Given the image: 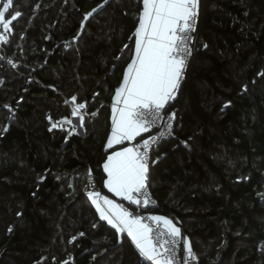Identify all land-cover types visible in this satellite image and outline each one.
I'll return each mask as SVG.
<instances>
[{"label": "trees", "instance_id": "obj_1", "mask_svg": "<svg viewBox=\"0 0 264 264\" xmlns=\"http://www.w3.org/2000/svg\"><path fill=\"white\" fill-rule=\"evenodd\" d=\"M200 3L169 107L175 138L149 169L153 213L181 229L199 264H264V0ZM142 9L143 0L9 7L6 19L20 15L0 47V264H151L83 192L87 175L101 183L110 105ZM74 103L86 105L82 135L63 122Z\"/></svg>", "mask_w": 264, "mask_h": 264}, {"label": "snow or ice", "instance_id": "obj_2", "mask_svg": "<svg viewBox=\"0 0 264 264\" xmlns=\"http://www.w3.org/2000/svg\"><path fill=\"white\" fill-rule=\"evenodd\" d=\"M13 3L14 0H7L0 10V27L5 31L20 15L16 12L6 19ZM198 4L199 0H143L134 33V54L115 92L112 129L106 143V150L111 151L103 162L104 187L130 206L147 208L154 203L149 192V169L156 163L151 160L153 145L171 134L175 113L169 114L166 109L170 107L169 102L176 99L193 52L191 42L192 33L196 31ZM4 39L0 36V41ZM76 99L74 96L73 102ZM82 110H86L84 103H74L71 111L81 125L84 123ZM165 118L168 123L163 129L155 135L144 136L158 128ZM63 122L72 123L68 118ZM57 126L58 123L52 124V128ZM137 137L141 139L138 141ZM126 142L132 146H127ZM88 197L100 219L117 233H126L139 254L151 264H176L178 238L183 239L188 255L192 256L190 244L171 220L162 216L148 217L157 229L163 225V231H155L153 235L154 228L143 222L144 218L136 214V209L130 211L98 191L89 192Z\"/></svg>", "mask_w": 264, "mask_h": 264}, {"label": "built area", "instance_id": "obj_3", "mask_svg": "<svg viewBox=\"0 0 264 264\" xmlns=\"http://www.w3.org/2000/svg\"><path fill=\"white\" fill-rule=\"evenodd\" d=\"M198 15H199V12H198ZM197 23H198V18H197ZM196 28H197V24H196ZM195 33H192V36H193V40L191 42V47L193 49V44H194V38H195ZM0 36H3L5 37V39L3 41H0V47L7 44L8 41H9V37L11 36V32L8 30V31H5L2 27H0ZM192 57V55H191ZM191 57L188 58V61H187V67H188V64L191 60ZM6 63L8 66H13V61L11 59H7L6 60ZM187 67H186V70H187ZM185 77V75H184ZM184 81V78L181 82V85ZM180 85V87H181ZM179 92V91H178ZM178 94V93H177ZM174 101H170L169 104L171 105ZM167 112L169 114L173 113L174 110H169V108L166 109ZM175 113V112H174ZM176 117V115H175ZM175 120L176 118H174L171 123H172V128H171V134L170 135H166L165 137L161 138L157 144L153 145V154L151 155V160L153 161V156L158 152V149L159 147L161 146L162 143L168 141V140H171V139H174L175 138ZM58 123V126L56 128H54L55 130H59L62 128V124L60 122H57ZM168 123V120L167 118H165V120L163 122L160 123L159 127L158 128H154L152 129L149 133H146L144 136L147 137V136H150V135H155L157 134L161 129L164 128L165 124ZM142 142V141H141ZM136 143V142H135ZM133 143V144H135ZM141 151H143V149H141ZM151 167V166H150ZM91 191H98V185H97V182H96V178L93 174H89L86 176L85 178V184H84V187H83V192L88 195L89 192ZM149 192H150V189H149ZM150 195H151V198L152 200L154 201V203L150 204L147 208H143V207H140V208H137V206L135 205H128V202L127 201H122L120 200L119 203H122L125 207H128L129 210L131 211L132 209H136V214L142 216L144 219H143V222L145 223H148L150 226H152L154 228V233L153 235H155V231H163V225L161 224L159 229H157L155 223L151 220L148 219V217L150 216H157L153 213V210L156 208V200L154 199V197L152 196L151 192H150ZM180 239V243L177 244L176 246V252H177V255H176V264H199V262L197 261L194 253L192 252V256L190 257L184 247V244H183V239L181 238H178Z\"/></svg>", "mask_w": 264, "mask_h": 264}, {"label": "crops", "instance_id": "obj_4", "mask_svg": "<svg viewBox=\"0 0 264 264\" xmlns=\"http://www.w3.org/2000/svg\"><path fill=\"white\" fill-rule=\"evenodd\" d=\"M114 100H115V93H114V95H113V98H112V101H111V105H110V107H111V115H110V130H109V134H108V136H107V139H106V141H105V147H104V149L106 150V143H107V140H108V138H109V136H110V133H111V129H112V116H113V111H112V108H113V104H114ZM118 107H119V105H117ZM76 120H77V123H78V128H76V130H77V132L78 133H81L82 132V134H83V130H82V128H81V124H80V121H79V118L78 117H76L75 118ZM72 121H74V117H73V119H72ZM81 134V135H82ZM145 135V134H144ZM141 138L140 137H137V140L139 141ZM136 141H133L132 143H135ZM126 145L127 146H132L131 144H127V142H126ZM117 147H122V146H117ZM109 151H111V150H106V153H107V155L109 154ZM107 155H106V157H105V160H106V158H107ZM158 158H156V156H154V161L155 160H157ZM104 160V161H105ZM103 161V162H104ZM103 162H102V164L100 165V167L98 168V171H99V173H100V176H101V183H100V185H98V192H100L101 193V195H106V196H108V198L109 199H113L115 202H117V203H119V201H120V198H118V197H115L112 193H109L108 191H107V189L104 187V180L106 179V174L103 172ZM93 174V173H92ZM92 203V202H91ZM93 205V204H92ZM94 206V205H93ZM94 208H95V206H94ZM96 209V208H95ZM98 213V212H97ZM98 215H99V213H98ZM106 222V221H105ZM119 235H126L127 236V234L126 233H118ZM128 239L131 241V238L130 237H128ZM131 243L133 244V242L131 241ZM134 245V244H133ZM135 246V245H134ZM136 248V247H135ZM143 258V257H142ZM144 259V258H143ZM145 260V259H144ZM146 261V260H145ZM148 262V261H147ZM149 263H151V262H149Z\"/></svg>", "mask_w": 264, "mask_h": 264}, {"label": "rangeland", "instance_id": "obj_5", "mask_svg": "<svg viewBox=\"0 0 264 264\" xmlns=\"http://www.w3.org/2000/svg\"><path fill=\"white\" fill-rule=\"evenodd\" d=\"M7 2V0H0V3H2V6H1V8H0V10H2L3 9V6H4V4ZM76 117H74V121H72V123H71V125L72 126H74V127H76V128H78V123H77V120L75 119ZM155 156H156V158H158L160 155L159 154H155Z\"/></svg>", "mask_w": 264, "mask_h": 264}, {"label": "water", "instance_id": "obj_6", "mask_svg": "<svg viewBox=\"0 0 264 264\" xmlns=\"http://www.w3.org/2000/svg\"><path fill=\"white\" fill-rule=\"evenodd\" d=\"M200 0H199V4H198V12H200ZM79 134H82V132L81 133H79Z\"/></svg>", "mask_w": 264, "mask_h": 264}]
</instances>
